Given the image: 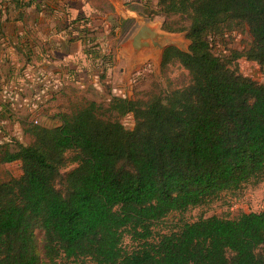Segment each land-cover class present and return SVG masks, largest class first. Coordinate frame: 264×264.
I'll list each match as a JSON object with an SVG mask.
<instances>
[{
    "label": "trees",
    "instance_id": "trees-1",
    "mask_svg": "<svg viewBox=\"0 0 264 264\" xmlns=\"http://www.w3.org/2000/svg\"><path fill=\"white\" fill-rule=\"evenodd\" d=\"M0 3L20 15L48 7ZM155 7L161 31L189 41L186 50L166 46L159 68L178 64L188 85L146 99L72 103L54 125L22 123L28 145L0 143V164L21 167L20 177L0 183V264H264V209L155 231L172 214L264 184V84L236 66L243 58L264 70V0H156ZM79 22L89 20L70 24ZM243 29L250 38L243 51L214 53L216 39ZM90 35L84 27L75 38L103 78L112 57L89 45ZM128 114L131 130L120 121Z\"/></svg>",
    "mask_w": 264,
    "mask_h": 264
},
{
    "label": "rangeland",
    "instance_id": "rangeland-1",
    "mask_svg": "<svg viewBox=\"0 0 264 264\" xmlns=\"http://www.w3.org/2000/svg\"><path fill=\"white\" fill-rule=\"evenodd\" d=\"M130 2L131 7L137 13L128 11L127 5ZM110 3L114 5L103 3L100 0L93 3L96 14L99 17L104 16L98 24L101 25L100 28L88 29L91 32L88 39L91 43L93 42L90 45L97 44L100 49L102 47L104 50L101 52L102 55L110 53L113 58L119 48L129 44L134 32L146 25L158 35L156 40L158 45L149 48L152 53L151 60L143 66L129 67L128 71H126L127 67L124 66L123 61H116V65L114 63L111 67L112 74H109L110 76L101 77L98 80V77L101 76L100 73L99 76L94 77L95 79L93 78L94 84L98 83L97 87L94 86L93 80L90 82L79 80L78 84L63 77L54 83L47 80L45 84L43 83V94L36 93V90L39 89L36 78L28 77L30 80L23 77L21 80L19 77L8 79L0 68L2 72L0 74V143L18 142L28 145L31 139L24 134L22 123L36 122L47 126L54 125L57 122L52 117L61 112H68L72 103L82 104L92 100L106 104L108 99L114 97L113 93L127 98L146 99V95L150 92L165 96L173 90L188 85L189 75L178 64L170 65L164 71L159 68L160 52L165 46L174 45L179 49L186 50L189 41L185 39L184 33L161 31L160 27L164 18L156 15V0H141V3L132 0H111ZM119 20L125 21L120 27ZM116 26L118 27L115 28ZM215 42L214 53L218 56H227L232 50L243 51L250 43V38L247 30L243 29L227 33L223 39H216ZM236 66L241 75L264 84V70L256 63L242 58L236 62ZM6 68H10L9 64L6 65ZM120 68H123L125 72H120ZM98 69L100 72L103 65L99 63ZM120 121L128 130L134 127V119L131 114L126 115ZM72 168V165H68L61 172L64 173ZM20 175L21 167L18 162L0 164V183L16 179ZM263 209L264 185L256 190L247 186L235 196H221L219 200L209 205L189 209L183 214H172L164 224L156 227L155 231L165 233L174 230L181 221L193 222L200 217L217 216L235 219L242 213L259 212ZM35 234L38 247L41 250L43 233L37 230ZM123 247L130 250L133 244L128 238H125ZM57 264L78 263L59 260Z\"/></svg>",
    "mask_w": 264,
    "mask_h": 264
},
{
    "label": "crops",
    "instance_id": "crops-1",
    "mask_svg": "<svg viewBox=\"0 0 264 264\" xmlns=\"http://www.w3.org/2000/svg\"><path fill=\"white\" fill-rule=\"evenodd\" d=\"M95 1L99 0H44L48 5L47 8L41 7L40 10L36 7L25 8L22 10V16L21 12L19 13L13 7L1 8L0 3V68L6 78L19 77V80L22 77L36 78L39 88L36 90L37 94L39 92L43 94V87L47 80L54 83L60 77L71 80L75 84H78L79 80L84 82L93 80L94 84L96 69L85 55V44L80 39H76L75 35L80 28L86 27L88 30L101 27L98 24L104 15L99 17L96 14V8L93 5ZM100 1L113 4L110 3L111 0ZM82 18L89 20L87 25H80L81 22L70 24ZM148 43L149 46L139 49L133 47L132 39L128 45H121L110 64L106 65L104 77L107 78L109 74H112L111 67L114 63L116 65V61H123L128 71L129 67L143 66L151 60L152 53L149 48L154 45ZM96 49L104 51L102 47L101 49L96 47ZM163 49L160 52V62ZM7 64L10 68H6ZM119 71L125 72L123 68ZM97 84L95 83L94 86L97 87ZM261 185L264 184H260L253 190Z\"/></svg>",
    "mask_w": 264,
    "mask_h": 264
},
{
    "label": "water",
    "instance_id": "water-1",
    "mask_svg": "<svg viewBox=\"0 0 264 264\" xmlns=\"http://www.w3.org/2000/svg\"><path fill=\"white\" fill-rule=\"evenodd\" d=\"M157 37L158 35L156 32L148 28L146 25H143L131 36L132 45L135 49H139L143 46H149L148 42H150L154 46H157Z\"/></svg>",
    "mask_w": 264,
    "mask_h": 264
},
{
    "label": "built area",
    "instance_id": "built-area-1",
    "mask_svg": "<svg viewBox=\"0 0 264 264\" xmlns=\"http://www.w3.org/2000/svg\"><path fill=\"white\" fill-rule=\"evenodd\" d=\"M25 1H28V0H25ZM96 76V75H95ZM98 77V76H97ZM112 92H113V90H112ZM113 96L114 97H122V96H117L115 93H113Z\"/></svg>",
    "mask_w": 264,
    "mask_h": 264
}]
</instances>
